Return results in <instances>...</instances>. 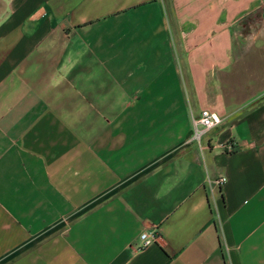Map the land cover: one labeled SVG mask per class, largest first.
<instances>
[{"label":"crops","instance_id":"obj_1","mask_svg":"<svg viewBox=\"0 0 264 264\" xmlns=\"http://www.w3.org/2000/svg\"><path fill=\"white\" fill-rule=\"evenodd\" d=\"M0 264H264V0H0Z\"/></svg>","mask_w":264,"mask_h":264},{"label":"built area","instance_id":"obj_2","mask_svg":"<svg viewBox=\"0 0 264 264\" xmlns=\"http://www.w3.org/2000/svg\"><path fill=\"white\" fill-rule=\"evenodd\" d=\"M222 117L215 111H212L209 108H204L201 110L198 117H193L194 125V139L199 141L203 138L206 132L221 124ZM225 151L232 153L236 149V145L230 141L224 146ZM225 182V177H221L219 183ZM159 235L157 233L143 232L140 236V245L139 248H145L150 244H153L159 241Z\"/></svg>","mask_w":264,"mask_h":264}]
</instances>
